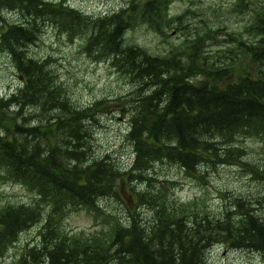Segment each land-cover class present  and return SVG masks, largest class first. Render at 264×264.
Instances as JSON below:
<instances>
[{"label":"trees","instance_id":"1","mask_svg":"<svg viewBox=\"0 0 264 264\" xmlns=\"http://www.w3.org/2000/svg\"><path fill=\"white\" fill-rule=\"evenodd\" d=\"M168 1L128 0L117 12L95 16L65 1L0 0V53L22 77L15 92L0 97V186L19 184L36 199L0 208V258L35 225L38 240L16 264H209L207 251L216 242L264 256V215L253 206L264 208L263 196L258 203L231 197L232 203L212 213L174 198L167 185L176 182L167 178L152 189L132 183H154L150 171L157 163L203 180L211 166L236 164L264 181V143L257 165L233 146L246 135L264 141V1L251 18L249 38L226 32L229 52H208L217 30L196 34L186 51L154 54L127 45L125 32L138 24L166 35L165 27L174 25ZM256 2L239 0L237 6ZM6 10L18 12L20 21H7ZM49 24L72 41L80 38L90 59L109 62L135 89L87 106L74 103L52 58L29 52ZM116 113L129 119L126 140L133 153L127 166L113 155L93 154L98 116ZM124 192L127 204L132 201L125 223H113L111 215L106 230L88 235L63 228L70 212L87 209L98 218L99 199L122 200ZM145 204L151 219L137 212Z\"/></svg>","mask_w":264,"mask_h":264},{"label":"rangeland","instance_id":"2","mask_svg":"<svg viewBox=\"0 0 264 264\" xmlns=\"http://www.w3.org/2000/svg\"><path fill=\"white\" fill-rule=\"evenodd\" d=\"M65 1L64 5L76 8L87 15H103L113 13L124 7L128 0H49ZM245 5L239 8V0H171L169 2L168 14L174 19V25L165 27L166 35L159 33L150 24H138L128 29L124 34V42L127 45H136L154 54H165L169 50H184L186 42L195 38L200 32L218 31V38L208 41V52L211 56L229 52L225 40L228 38L226 32L236 34L239 37L249 38L247 29L251 24V18L257 13L261 4ZM18 12L6 10L4 16L7 21H20ZM183 17L182 22L176 21L177 17ZM257 28V27H256ZM263 34L257 32L254 36ZM252 38V37H250ZM82 40L75 38L70 40L66 33H61L52 24L46 26L40 39L36 44L30 46V53L39 59L51 57L55 66L58 80L66 85L71 99L79 106H87L102 98H114L126 96L135 89L131 83L122 75L115 72L107 61H95L83 52ZM187 47V46H186ZM200 63H204L196 58ZM205 64V63H204ZM22 85L15 65L5 53H0V97L8 96ZM100 122L93 128L92 139L93 154L103 156L105 154L117 157L122 166H127L132 158L130 143L126 140L129 119L119 113L113 115L98 116ZM93 123V121H92ZM91 123V124H92ZM233 146L243 148L246 156L243 160L248 164L258 163L262 156L264 141L255 136H241ZM130 165V164H129ZM244 167L234 164H217L208 168L205 179H193L184 174L183 169L177 165H162L157 163L150 182H134L135 188L142 190L158 188L163 180L169 179L176 182L175 185H167L170 193L181 203H192L193 208L199 211L208 209L209 212L219 213L220 208L229 205L231 197L235 199L242 196L243 199L254 198L258 203L264 197V181L253 179L250 173L244 171ZM167 178V179H166ZM203 180V181H201ZM203 182V183H202ZM144 190V189H143ZM223 192H229L224 196ZM127 192L122 193V200L113 196L99 199L97 204L98 218L87 209H79L70 212L63 219V228L70 233L84 232L86 235L106 230L108 217L113 215L114 222L119 220L126 222L132 201L127 204ZM35 193L27 190L19 184L6 183L0 186V208L6 205H17L35 201ZM126 200V201H125ZM262 202V201H261ZM232 203V202H231ZM255 212L264 215L262 204L254 205ZM148 204L137 207L141 218L151 219ZM256 213V214H257ZM143 223V222H142ZM39 225L26 230L20 239L12 245L3 257L0 264H16L19 256L24 253L28 245H34L39 236ZM64 231V230H63ZM209 264H264V256L251 249H237L230 243H214L207 251Z\"/></svg>","mask_w":264,"mask_h":264}]
</instances>
